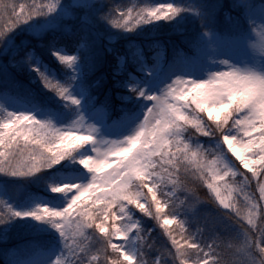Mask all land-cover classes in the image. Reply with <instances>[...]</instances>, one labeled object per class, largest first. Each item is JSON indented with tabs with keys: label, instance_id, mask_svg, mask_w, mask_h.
<instances>
[{
	"label": "snow or ice",
	"instance_id": "obj_1",
	"mask_svg": "<svg viewBox=\"0 0 264 264\" xmlns=\"http://www.w3.org/2000/svg\"><path fill=\"white\" fill-rule=\"evenodd\" d=\"M223 8L221 0L145 3L135 11L102 0H0V94L22 92L56 117L9 111L19 108L0 100V173L57 171L66 159L80 173L75 181L49 184L66 195L64 206L19 209L0 202V224L18 217L49 222L64 246L48 264H264V7L232 0L235 14L225 11L223 31L251 58L222 60L227 71L193 79L199 65L192 57L201 38L211 40L222 24ZM185 15L200 27L189 41L191 53L180 50L171 61L154 55L150 62L135 42L127 53L112 46L120 30ZM57 60L65 65L59 79ZM22 76L38 77L68 111L40 99ZM70 116L68 124L57 123ZM189 173L191 184L181 179ZM229 174L242 178L239 187L224 180ZM197 181L206 185V199ZM255 187L258 196L250 191ZM144 216L162 224L161 233L144 227ZM177 217L181 231L197 224L183 243L168 227ZM165 232L171 244L161 239Z\"/></svg>",
	"mask_w": 264,
	"mask_h": 264
},
{
	"label": "trees",
	"instance_id": "obj_2",
	"mask_svg": "<svg viewBox=\"0 0 264 264\" xmlns=\"http://www.w3.org/2000/svg\"><path fill=\"white\" fill-rule=\"evenodd\" d=\"M157 1L159 0H102L103 3L113 6L124 5L126 7H131L134 11L139 5ZM16 2L18 4L31 3L32 0H16ZM43 2H45V0H37V3ZM47 2L51 1L47 0ZM171 2H174V0H171ZM188 2H190V0H188ZM208 2L210 3L211 0H208ZM221 3L224 5V8L221 10L220 18L221 22L225 23V11L232 14H235V12L231 8L229 0H221ZM123 11L124 8H121V12ZM198 24L199 21L195 17L185 15L183 18L177 17L175 20L171 21H153L149 24L137 25L136 28L120 30V33L116 36L112 46L118 48L121 52L127 53L129 51L127 47L129 42H135V44L143 50L144 56H149L152 51L159 50L162 52L165 59H169L175 56L180 50L188 53L193 51L189 47V41L194 36H200V27ZM177 25L183 27L184 31H177ZM223 28L220 30L223 31ZM103 31L107 34L108 29H104ZM23 35L24 34H22V36ZM22 36L17 37L16 39L19 40ZM153 41H159L160 44L155 45L153 44ZM51 66L52 65H50V67ZM54 71L56 72V70ZM57 78L59 79L61 76L58 75ZM21 79L28 87L34 89L37 95L42 96L44 99L50 97L51 92L44 86L43 81L39 80L38 77L35 80H31L24 79L22 76ZM13 95H16L17 97L20 95V97L26 98L22 96V92L18 95L13 93ZM118 102L119 101H117V103ZM39 111L44 112L42 109L37 110V112ZM203 115L207 118L205 113ZM19 140L21 142L19 147H21L23 145V138L21 137ZM206 140L207 138L201 135V143L205 144ZM67 163H72V166L74 167V162L70 159L61 161V164L63 165H66ZM56 168L59 169L61 167L58 165ZM53 172H55L53 169H42L40 172L34 173L33 175L30 174L25 176H13L7 173H0V182L4 188V194L0 197V202L14 205L25 200L30 193L38 191L42 192V190H45V187L49 186L51 182L49 175ZM181 179L186 183L191 184L194 178L189 173L187 177L181 176ZM254 183L255 182L253 181V184ZM197 185L200 196L206 199L208 196L206 185L201 186L198 181ZM254 189H256V187L252 188L251 191H254ZM213 207L215 206L213 205ZM4 210L3 203H0V212H3ZM165 211H168L167 207L165 208ZM144 217L151 219V217ZM180 219H182V217H177L176 220H173L169 224V227L170 225H174L175 229L173 230V227H170V229L176 233V238L183 243L182 237H186L187 234H189V229L195 233L197 224L195 222L186 223L183 231H181ZM144 225V227L152 228L153 233H161L162 224L154 225L151 222L146 221ZM200 227L203 228L204 225L201 223ZM54 234L55 232L52 230L49 222L36 220L33 217H18L14 220L5 222L4 224H0V264H17L21 259L27 258L35 247L51 245L54 241ZM161 239L166 240L171 244V240L167 237L166 232L163 233ZM194 243H197V241H189V245Z\"/></svg>",
	"mask_w": 264,
	"mask_h": 264
},
{
	"label": "rangeland",
	"instance_id": "obj_3",
	"mask_svg": "<svg viewBox=\"0 0 264 264\" xmlns=\"http://www.w3.org/2000/svg\"><path fill=\"white\" fill-rule=\"evenodd\" d=\"M152 3L165 4V3H172V2H171V0H159L157 2H152ZM229 3L231 6L232 0H229ZM253 3H254V7L257 9L264 7V0H253ZM221 23L222 24L220 26H218V30L214 31V34H213L211 40H209L206 37L201 38V48L199 49V51L197 50L196 54L192 57V59L199 65V67L194 72L193 79H207L209 72L214 73V72H218V71H227L226 67L220 66V62L222 60L230 59L235 63H240V62H242V60L244 58H248V59L251 58L250 53H248L243 46L235 45V44L230 42V37L227 35V33L220 30L221 28L224 27V25H223L224 23L223 22H221ZM225 23H227V21H225ZM198 26H199V24H198ZM102 43L106 44L107 40L103 39ZM209 44H215L216 47L214 49L210 48V47H208ZM66 54L71 55L72 52H67ZM154 55L156 57L162 56L164 58L162 52L159 50H154V51H152V53L149 56L145 55V57H147L148 60L151 62ZM175 56H173L172 58H169V59H165V58L164 59L171 61ZM209 56L212 57L211 60L208 59ZM129 62L131 63V60H129ZM56 63L59 65L58 69H54V70H56V75L62 76L63 75V69L65 68V65H63L58 60L56 61ZM133 67H135V66L133 65ZM168 68H169V65L167 63L161 66L160 75L162 77L166 74V72L168 71ZM130 70H132V69H130ZM48 90L51 92L49 98L44 99L40 95H37V96L42 100H48L49 105L53 108L63 109L65 111H68L67 109H64L65 105L63 103H61V104L55 103V101L59 100L60 97L56 96L55 93L52 92L51 89H48ZM125 90L128 91L127 89H125ZM22 96H24V95H22ZM0 100L4 101L7 104V106H9V107L19 108V109H9V111H17V110L24 111L23 108H28V109H32V110L37 111L34 104L31 102V100H29L27 98H22V97H20V95H18V97H17L16 95H13V94H11V95L0 94ZM189 100H191V97H189ZM117 101H118V98H117ZM193 106H195L194 102H193ZM49 112H51V113H49ZM0 114H1L0 116L3 115V113H0ZM45 114L49 115V116H53V119H56V117L53 115L52 111H48L46 113L41 112V111L37 112L38 116H42ZM37 118L40 119L41 117H37ZM74 118H75L74 116H70L69 119H66V120H57V123H63L66 125L69 123L70 119H74ZM65 130H68V129H65ZM106 134H108V133L106 132ZM111 134L114 136H118L119 133L114 131ZM125 135H128V133L126 132ZM113 138L119 139L120 137H113ZM23 146H24V144L21 147H23ZM225 147H227V146L225 145ZM230 154L238 162L239 158L235 157L234 153H230ZM24 155L26 156L27 153L25 152ZM208 159H211V157H208ZM75 163H78V161ZM242 167L243 166L241 165V168ZM244 170L246 172H248L249 174L251 172L250 169H244ZM31 175H33V174H31ZM49 178L51 179V181L55 179V180H58L60 182H72V181H75V180L80 178V173H79V170L75 166L74 167L72 166V163H67L66 165H64V167H61L57 171L50 174ZM241 179H242L241 177L233 178V177H231V174H229V176L224 177V180L227 183L232 184L234 188L239 187V180H241ZM234 180L237 181V183H233ZM254 192L257 194V196L259 195L258 187H256V189H254ZM3 194H4V188H3L2 183L0 182V197L3 196ZM225 195H227L226 192H225ZM233 196L237 197L240 201H243V196L238 195L237 192H233ZM42 202L49 203L50 206L62 207L67 203V198H66V195L64 193L54 192V191H52L50 186H47V187H45V190H42V192L38 191V192L30 193V195L25 200H22L18 204H14L13 206L16 208H19V209H30V208L34 207L37 203H42ZM262 202H264V201H262ZM144 218L146 221H149L154 225H158L156 223V221L152 220V218L151 219H147L146 217H144ZM244 222L247 223L246 220ZM51 227H52V230H54V232H55L53 243L49 246L35 247V249L32 250L30 255L27 256V258L21 259L20 261L17 262V264H48V261L55 259V256L63 249L64 240L61 238L58 230L55 229L52 225H51ZM170 227H173L172 228L173 230L175 229L174 225H170ZM114 242L120 243V242H122V238L116 237V238H114Z\"/></svg>",
	"mask_w": 264,
	"mask_h": 264
},
{
	"label": "bare ground",
	"instance_id": "obj_4",
	"mask_svg": "<svg viewBox=\"0 0 264 264\" xmlns=\"http://www.w3.org/2000/svg\"><path fill=\"white\" fill-rule=\"evenodd\" d=\"M237 147H239V145H237Z\"/></svg>",
	"mask_w": 264,
	"mask_h": 264
}]
</instances>
